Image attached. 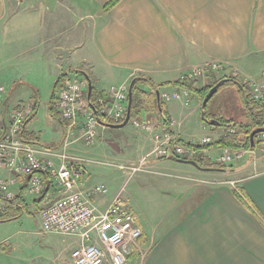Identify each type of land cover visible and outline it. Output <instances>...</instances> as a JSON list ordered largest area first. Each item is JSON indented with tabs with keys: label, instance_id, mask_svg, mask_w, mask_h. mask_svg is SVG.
<instances>
[{
	"label": "crops",
	"instance_id": "obj_1",
	"mask_svg": "<svg viewBox=\"0 0 264 264\" xmlns=\"http://www.w3.org/2000/svg\"><path fill=\"white\" fill-rule=\"evenodd\" d=\"M39 1L42 6L47 5V1L50 3L45 7L46 12L43 7L35 9V18L31 12L35 42L21 43L23 37L16 33L22 26L18 22L12 24V18L8 20L11 12L8 0H0V37H3L0 44L5 38L14 43V48L9 46L0 56V85L11 91L58 89L55 82L65 73H69L66 78L81 77V73H85L92 88L106 93L127 85L137 74L160 85L181 79L194 67L217 62L225 70L221 73L209 71L205 80L196 83V88H205L223 75L231 77L235 73L233 78L238 84L245 85L246 91H240L239 85L234 83L229 85L233 91L225 89L222 92L232 99V104L236 107L240 104L245 110L244 100L246 95L250 97L248 83L258 81L264 73V0H118L105 12L102 7L112 0ZM59 5L72 12L90 11L95 17L87 32L86 43L83 42L84 46L87 44L86 50L78 51L82 42L79 44L78 32L73 30L57 42L62 35H56L59 31L57 23L60 22L62 32L64 28L60 27L62 21L56 18L55 7ZM27 14V11L20 13ZM72 16L77 19L74 13ZM24 66L33 67L34 70H30L35 71V78H23L16 71ZM2 70L11 74L4 75ZM105 76L109 79L105 80ZM141 88L155 93L156 97L157 94L186 91L170 84L156 90L146 85ZM198 96L187 92L185 97L161 101L171 135L184 143L198 144L204 151L200 152L201 155L213 160L221 150L217 142L227 135V131L223 126L217 129L221 124L210 126L201 120L202 101ZM20 103L22 107L31 105V101L12 98L6 107L13 109ZM3 107L4 101H0V114L4 119L0 121L1 126L7 117V112L3 114L6 111ZM218 116L228 118L219 109L209 116L213 118L208 119ZM136 120L155 127L158 122L166 121L156 112L147 115L143 111ZM129 122L127 125L134 135L131 141L122 142L118 151L123 154L133 149L135 156L128 157L137 162L129 166L137 167L141 163L144 170L132 173L131 176L135 174L133 185L125 189L126 194L123 185L127 180L109 196L120 194L141 231L138 248L136 246L127 256L125 264H264V141L257 136L256 140L263 142L254 145L232 164L234 170L205 171L170 160L167 156L153 158L150 153L157 131L141 130ZM107 129L118 128L100 125L98 136L90 145H86L76 133L69 138L65 128L57 145H34L56 151L64 149L69 154L82 151L81 147H93L103 153L106 149L99 140L104 141ZM205 137L210 139L208 145L200 144ZM54 164L58 165V162L54 161ZM93 165L99 164L83 165L85 186H105V174L87 168ZM3 177L10 182L12 193L15 196L21 194L28 204L25 214L30 221L26 222V227L34 226L47 245L35 247V240L29 242L28 238L17 236L21 230L9 231L0 238V264H72L70 253L79 240L43 233L34 212L39 204L26 195L25 178L8 171L3 172ZM41 177L44 192L53 194L50 178L46 174ZM229 182H234V186ZM54 196L57 197L58 193L55 192ZM97 198L103 197L91 198L95 205ZM25 214L8 222L14 224ZM8 222L0 223L10 224Z\"/></svg>",
	"mask_w": 264,
	"mask_h": 264
},
{
	"label": "built area",
	"instance_id": "obj_2",
	"mask_svg": "<svg viewBox=\"0 0 264 264\" xmlns=\"http://www.w3.org/2000/svg\"><path fill=\"white\" fill-rule=\"evenodd\" d=\"M225 70L222 64L210 62L192 68L185 76L190 80H203L207 73H221ZM235 73L231 75L233 78ZM88 82L85 77L66 78L58 90L55 110L58 117L68 122L67 134H77L86 145H90L98 136L100 125L94 111L87 100ZM129 84L112 88L92 103L95 111L114 122L124 120L128 104ZM4 90L0 87V93ZM251 100L264 107V73L255 82L248 83ZM187 96V92L161 94L159 99H179ZM32 113L31 106L24 105L20 109H11L6 122L0 125V215L6 212L7 201L15 196L10 190V182H6L3 172L8 171L26 180V195L41 201L36 210L40 221V229L45 234H56L74 237L79 240L71 250L72 264H124L128 255L137 246L141 236L136 226L135 217L131 213L120 194H115L99 209L91 200L93 197H104L108 189L103 185L86 187L82 179L83 165L98 162L66 153L63 149L56 151L25 142L21 138L25 120ZM4 121L0 114V121ZM133 126L145 131L156 130L154 148L150 155L160 159L168 155L176 158L193 160L202 157L198 149L176 143V137L168 131L169 125L158 122L155 127L146 121L130 120ZM232 130V129H231ZM233 131V130H232ZM264 140V132L258 134ZM203 138L200 144L209 143ZM247 151L222 148L213 158L216 163H228L240 160ZM58 162V165L54 164ZM119 170H129L128 177L135 171L144 170L140 163L137 167L113 165ZM46 174L52 181V193L44 192L41 175ZM234 186V182H229Z\"/></svg>",
	"mask_w": 264,
	"mask_h": 264
},
{
	"label": "rangeland",
	"instance_id": "obj_3",
	"mask_svg": "<svg viewBox=\"0 0 264 264\" xmlns=\"http://www.w3.org/2000/svg\"><path fill=\"white\" fill-rule=\"evenodd\" d=\"M49 3L50 2L47 1V5ZM7 5L9 6L8 9L11 10V12H9L8 20H10V18H12V20H11L12 24H14V22H18L22 26V27H20L21 31L19 33H16V35L23 37V40L21 41V43H33V42H35V25H32V22H33L32 19L33 18H32L31 12L34 13V18H35V9L37 10L38 8L43 7L44 12H46L47 10L45 7H47V5L42 6L40 4L39 0H8ZM55 9H56L55 13L57 12L56 18L58 20H61L63 23V25H61L60 27H64L63 32H62L59 28L60 22L57 23V29L59 31L56 32V35L62 34L59 37V39H57V42L62 41L61 38L63 36H65V35L68 36V34H71V32L75 31V32H78V39L80 40L79 44L82 42L78 51L86 50L87 44H86V46H84L83 42L86 43L85 40L87 39V37H86L88 34L87 32H89V30L91 28V25L93 23V19L95 21V17L92 14H90L91 13L90 11H88V13L87 12L84 13L83 11H78V10H75L74 12H72L70 10L64 9L60 5L58 7H55ZM23 11H27V13L30 15H28V14L25 16L20 15V13H22ZM72 13L77 15V19H74V16H72ZM0 36H1V30H0ZM0 38L2 39L3 37H0ZM6 39L7 38H5L4 41L0 44V56L3 52H4V54L6 53V50L8 49L9 46L14 48V46H13L14 43H10L12 41L10 39H7V40ZM30 69L34 70L33 67L28 68L27 66H24L20 69H16V71L23 78H29L31 76L33 78H35V71L32 72ZM4 70H2L1 72L4 73ZM8 70H10V69H8ZM9 72L10 71L4 73V75L5 74H7V75L11 74ZM108 79L109 78H107L105 76V80H108ZM199 81H202V79ZM0 84H2V83H0ZM0 87H2L4 90L2 93H0V101H4V99H5L4 97H7V95L9 93H11L12 91H10V89L7 88L5 85H0ZM225 89H232V87L227 86L225 88H220L218 90V92L216 94H214L211 97V99L209 100L208 105H207L208 116H211L213 112L220 109L224 113V115L226 117H228L226 119L232 118V120L235 123H247V119L245 118V110H244L243 106H241L239 104L236 107L235 104H232V99L229 97H226L225 92H222ZM232 91H233V89H232ZM32 92L33 91H30V90L14 91V93H13L14 97L13 98L15 100L20 98V99L24 100L25 102L26 101L30 102V101H32V99L30 98ZM51 94H52V89H49V88L43 89L42 91H38V99H37L38 107L36 109L35 116L32 118V120L29 122V124L27 126L28 133L29 132L32 134L36 133L37 137L39 138V144L41 146H47V147H53V146L57 145V143L60 142L61 138L64 135V127L61 125V123H59L55 119L50 118L48 115L47 106L49 104ZM10 110H11V108L7 107V109H6L7 117H8ZM7 117H6V119H7ZM198 117H199V111H198ZM221 128H222V126L217 127V129H221ZM107 130H108V134L105 135L104 141L99 140V143H101V145L106 149L103 151V153L99 152L97 150H94L93 147H88V148L81 147L82 151H76L77 153H75V154H77V155L73 154L75 156L85 158L87 160H91L94 162L101 163L99 165H93V166L87 167V168L97 169V170H99L105 174L103 181L106 184V185L105 184L104 185L108 189V194L103 198L95 199L96 205L100 206V207H103V206L105 207V205L108 203V201L111 198V197H109L110 194L115 192L120 186H122L126 180H127L126 183L123 185V190H124L125 194L127 193V191L125 189L128 190L129 188H131V185H133L132 180L134 179L133 176L135 174L127 179L128 174H129V170L124 172L122 170H119L117 167H115L113 165L122 164L124 166H129L134 161L137 162V160L130 159V157H128V156H132V157L135 156V151H133V149H128V151L126 153H123V154L120 153V151H118L120 149L119 147H120L122 142L131 141V136L134 135L132 132L133 131L132 128L129 125H126L125 127L121 128V129H107ZM68 137L70 138L71 136H68ZM101 138H103V137H101ZM263 141H261V142H263ZM257 152L259 153L260 150ZM254 158L256 159V157H254ZM237 161L238 160H236V161L234 160L232 162H228L227 164L228 165L234 164ZM241 163L239 162L238 164H241ZM92 164H96V163H92ZM185 167H188L186 169H191L189 166H185ZM116 169H118L119 171ZM159 172H162V171L160 170ZM166 172H169V170H167ZM153 177L157 178L158 176H153ZM131 193H133V192H131ZM123 195H124V193H123ZM37 209H38V207H36V210ZM36 210L34 209L35 213L37 212ZM28 221H30V220H29L27 214H25L23 219L19 220L16 223L14 222V224H12L11 222H8L10 224L0 223V238L5 234H9V231L14 232V229H18V230H21V232L17 236L21 237V238H28L27 241H29V242L30 241L34 242V240H35V247H40V244L47 245V243H44L45 240L41 239L38 236V232H36V229H34V226L29 227V228L26 227V222H28ZM30 228H32V230H35V232L34 231L31 232ZM35 228H36V226H35ZM25 233H27V235H25ZM56 238H57V236H56ZM30 239H32V240H30ZM48 244H49V242H48ZM137 248H138V246H137ZM126 260H127V258H126ZM126 260H125V262H126Z\"/></svg>",
	"mask_w": 264,
	"mask_h": 264
},
{
	"label": "trees",
	"instance_id": "obj_4",
	"mask_svg": "<svg viewBox=\"0 0 264 264\" xmlns=\"http://www.w3.org/2000/svg\"><path fill=\"white\" fill-rule=\"evenodd\" d=\"M118 0H112L110 3L102 7L103 11H107L111 6L115 4ZM69 73H65L64 77H60L56 80L55 86H58V89L62 85V83L65 81L66 77ZM208 74V73H207ZM75 75V74H73ZM63 76V75H62ZM131 81H134L132 87H131V92H132V100H131V119H139L142 111L145 112L147 115H151V113L156 112L157 114L160 115V117H163L166 121H164L167 125H169V120L165 117L164 114V109H163V102L160 99H157L155 93H150L148 91H144L141 86H147L148 88H151V90L165 86L166 84L173 85L174 87L186 90L187 92L191 94H198V98L200 101L203 100L205 97V94L209 89H211L214 85H216L220 81H224V84L222 87L232 85L234 83H237L235 79L232 77H226V75H223L222 77L218 78L216 81H214L211 85L198 89L196 88V83L199 80H190L186 77L181 78L175 82L172 83H164L160 85L154 84L150 79L147 77L137 74L135 76H132L131 79L129 80V85ZM238 84V83H237ZM240 91H246L245 85H240ZM221 87V88H222ZM56 87H53L52 89V94L50 96V101L48 104V115L50 118L57 120L65 130L67 129L68 122H65L61 120L58 117V114L56 113L55 110V103H56V98H57V92L58 89H55ZM156 90V89H155ZM11 91V90H10ZM33 91V90H32ZM14 91L9 93L7 97L4 99V106L3 109H7V104L8 102L14 97ZM104 93L100 92L97 90L95 87L92 88V95H91V102L94 103L97 98L103 97ZM30 98L32 99L31 101V115L36 112L37 109V99H38V91L32 92ZM104 98V97H103ZM209 102V101H208ZM22 103L17 104L13 109H20L22 107ZM208 105V103H207ZM207 107V106H206ZM244 107H245V118L247 119V123H235L232 120L229 119H223L222 117H214L215 120L220 122V126L226 127L227 135L225 137H222L218 140V144L221 145L222 148H229V149H234V150H251L249 147V134L252 130L256 128H264V107L253 100L250 99L249 96L246 95V98L244 100ZM6 111L3 113L5 114ZM28 116L25 120L26 123L25 127L21 133V138L25 142L31 143V144H39V138L35 136V134L28 133L27 131V126L29 122L32 120L33 117ZM162 115V116H161ZM98 116L100 120L104 123L108 124H116L120 122H114L112 119H109L105 117L104 115L98 113ZM207 118H213L207 116ZM122 122V121H121ZM231 125V126H230ZM227 127H229L227 129ZM230 127L232 128L233 131H229ZM255 136V145L259 142L260 140H256ZM176 143H182L185 146H191L194 149H200L198 144H192V143H183L180 140H176ZM208 145V144H204ZM201 146V145H200ZM201 151V149L199 150ZM180 159V158H179ZM188 160V159H185ZM198 165L199 168L202 169H210V170H218V171H232L234 170V165L232 164H227V163H216L214 160H211L207 156H202V157H197L193 159ZM4 199L0 195V202H2ZM35 201L39 204V200ZM28 210V204L24 200L23 196L21 194H17L16 196L13 197L12 200L7 201V207H6V212L2 215H0V222H8L11 220H16L19 218L21 215L25 214V212Z\"/></svg>",
	"mask_w": 264,
	"mask_h": 264
},
{
	"label": "water",
	"instance_id": "obj_5",
	"mask_svg": "<svg viewBox=\"0 0 264 264\" xmlns=\"http://www.w3.org/2000/svg\"><path fill=\"white\" fill-rule=\"evenodd\" d=\"M81 73V72H80ZM83 75V77L86 78L87 82H88V87H87V100H88V103L89 105L91 106V108L93 109L94 111V114H95V117L97 119V122L104 126V127H109V128H123L124 126H126L130 120V116H131V100H132V92H131V87L134 83V81H131L130 85H129V90H128V105H127V111H126V115H125V118L124 120L121 122V123H118V124H108V123H104L100 120L97 112L95 111V109L93 108L92 104H91V95H92V83L88 77L87 74L85 73H81ZM224 84V81H220L218 82L216 85H214L211 89H209L207 91V93L205 94V97L203 98L202 100V103H201V110H200V118L201 120L206 123L207 125H210V126H219L220 125V122L215 120V119H208L207 116H206V105L208 103V101L211 99V97L217 92V90L219 89V87H221L222 85ZM157 97L159 98V95L157 94ZM38 107V105H37ZM36 112H34L31 117H33L35 115ZM27 122V120H26ZM25 122V123H26ZM231 126V125H230ZM25 127V124L23 125V128H22V131ZM264 132V128H256L254 130H252L249 134V147L250 149H253L254 148V145H255V136ZM168 159L170 160H173V161H176V162H179V163H184V164H190L196 168H199V165L193 161V160H185V159H179V158H176L175 156L173 155H168L167 156ZM201 170H205V171H208L209 169H202V168H199Z\"/></svg>",
	"mask_w": 264,
	"mask_h": 264
}]
</instances>
